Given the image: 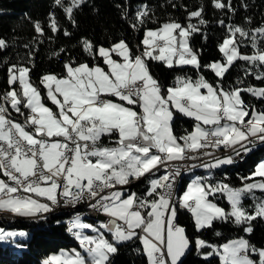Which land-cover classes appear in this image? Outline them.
<instances>
[{
    "label": "snow or ice",
    "instance_id": "obj_1",
    "mask_svg": "<svg viewBox=\"0 0 264 264\" xmlns=\"http://www.w3.org/2000/svg\"><path fill=\"white\" fill-rule=\"evenodd\" d=\"M212 2L218 9L230 7L221 0ZM82 3L83 0H54V6L61 8L70 20ZM202 12V6L190 11L189 19L196 17L200 24L206 23ZM147 14L138 12L136 18L143 23ZM49 15L50 28L56 32L57 21L52 13ZM34 29L44 34L40 22H34ZM199 31L192 23L185 26L170 20L145 31L139 55L124 40L106 48L84 39V51L101 59L106 67L69 61L64 64L63 75L45 74L40 84L55 110L44 102L39 86L31 82L28 67H9L10 88L0 103V174L7 178L0 179V210L30 217L51 212L61 198L73 205L87 199L93 211L109 217L96 225L82 222L77 215L69 231L76 229L73 234L80 250L73 249L71 254L62 251L43 264H112L118 245L135 240L142 245L138 251H142L147 264H183L190 242L185 229L176 223L177 205L192 213L198 229L221 220L247 225L243 231L252 233L249 222L264 218V201L256 205L254 212L241 204L244 193L264 190V161L243 178L262 179L245 183L240 189L227 184L214 187L197 177L181 196L175 195L174 181L180 173L171 162L193 158L187 157V152L209 147L235 150L237 145L248 152L247 144L264 143V110L247 106L241 98L243 91L264 98V88L225 89L220 82L214 85L199 76L177 77L175 85L165 92L151 73L149 61L162 62L169 68H199L198 53L189 45V37ZM226 32L218 45L223 62L209 65L216 77L223 78L239 60L264 69V25L254 29L228 25ZM64 34L70 35L67 31ZM242 41L250 42L252 54L241 51ZM6 46L0 39V48ZM256 79H264V71ZM8 106L25 116L23 123L11 118ZM175 112L196 121L193 131L180 137L174 134ZM104 137H115L114 146L103 144ZM232 162L231 157H226L203 167ZM161 167L164 174L149 181L143 197L116 187L129 185ZM216 192L226 193L230 211L211 202L209 197ZM32 194L50 203L41 202ZM85 229L95 235L85 234ZM18 234L24 235L0 228V240ZM196 247H210L212 251L205 256H218L220 264H264V247L257 248L243 236L218 246L198 239ZM253 254L258 260L252 258Z\"/></svg>",
    "mask_w": 264,
    "mask_h": 264
},
{
    "label": "trees",
    "instance_id": "obj_2",
    "mask_svg": "<svg viewBox=\"0 0 264 264\" xmlns=\"http://www.w3.org/2000/svg\"><path fill=\"white\" fill-rule=\"evenodd\" d=\"M67 3V0H65ZM230 5L218 9L212 0H83L74 10L72 20L64 11L54 6V0H0V39L6 42L5 48H0V94L9 90V67L24 66L30 69L29 77L34 85L39 86L44 102L50 104L45 96V89L40 79L45 74L63 75L64 64L69 61L79 63H99L103 61L94 58L83 49L82 41L87 39L96 47H111L119 40H124L132 52L138 55L142 51L141 41L144 32L156 29L161 24L175 20L182 25L192 23L200 31L189 37L190 47L198 53L200 67L174 66L167 67L159 61H149L150 71L158 80L162 89L175 85L177 77H191L196 79L203 76L212 84L220 82L225 89L239 87L264 88V79L258 80L264 69L253 68L249 62L239 60L234 62L223 78L215 76L209 65L213 62H223V54L218 45L227 34L228 25H238L245 29H254L264 25V0H221ZM203 7L202 18L206 23L200 24V18L189 19V12ZM146 11L143 23L137 20V13ZM50 13L57 21L58 30L50 28ZM75 21L73 23L72 21ZM40 22L44 34L37 33L34 22ZM223 21V25L220 23ZM250 21V23H249ZM135 25V27H133ZM65 31L70 35H65ZM239 38V37H238ZM139 49V50H138ZM140 51V53H141ZM241 51L252 54L250 42L242 41ZM115 56V55H114ZM106 67V66H104ZM251 69V71H250ZM17 82L16 88L19 89ZM245 104L256 110H264V98L253 96L247 91L241 93ZM26 113V109H22ZM11 118L21 123L25 116L9 107ZM193 118L186 117L179 112L174 113L173 129L177 137L184 136L193 129ZM102 143L114 146L115 137H104ZM240 161L232 162L218 169H212L208 174L203 168L195 169L198 177L205 184L218 187L227 184L233 189H240L245 183H254L262 178L253 177L243 179L255 171L259 160L264 159V143H255ZM163 171L156 174H146L139 180H132L128 186L129 192L138 196H145L149 188V181L163 175ZM1 176V174H0ZM190 181L186 175L182 176L178 187V195L183 192ZM120 186V185H117ZM123 187V186H121ZM226 211H230V204L225 200L224 193L216 192L209 197ZM264 201V190L253 189L242 195L241 204L249 212H254L256 205ZM178 207L176 223L185 229L190 247L182 258L183 264H220L218 256H205L212 251L210 247L197 249L196 241L204 240L209 245L218 246L230 239L243 236L257 248L264 247V218H257L249 222L253 227L252 233H245L243 227L232 221L216 220L211 227L196 229L193 216L188 209ZM68 213L48 212L43 217H18L11 222H0L5 229L22 231L26 239H15L0 243V264H41L52 253L60 249L78 248L74 235L69 233ZM90 222L96 220L86 219ZM110 238V234L105 233ZM15 248H19V252ZM142 245L138 240L123 242L118 245V253L111 257L112 264H147L143 255ZM253 259L258 256L253 254Z\"/></svg>",
    "mask_w": 264,
    "mask_h": 264
},
{
    "label": "built area",
    "instance_id": "obj_3",
    "mask_svg": "<svg viewBox=\"0 0 264 264\" xmlns=\"http://www.w3.org/2000/svg\"><path fill=\"white\" fill-rule=\"evenodd\" d=\"M2 96L3 94H0V103H3ZM26 113H27V110H26ZM255 142H258V141H255ZM206 149L207 148H203V149L197 150L196 152H187L186 156L193 157L191 159L185 158L184 160L171 162L172 164L176 166V168L179 169V173H180L178 176H176L175 181H174V192H175L176 197H177L178 187L180 185L182 176L187 171L195 170L197 168H202L203 165L209 163L210 160L216 157H220L221 155H226L228 157H231L234 162L240 161L244 157V153L240 149L239 145L235 146V150H233V148L221 147L218 149V151L211 152V155H203V153L207 152ZM168 170L173 171V169H168ZM159 171L165 172V169L161 167ZM159 171H154L153 174H156ZM1 177L4 178L5 180L7 179L6 177H3L2 174H1ZM9 183L11 182L9 181ZM21 194L26 195L25 193H21ZM88 205H89V201L87 199L73 205V204H66L64 202V199L61 198L57 205L52 206L53 210L51 212L68 213L70 215L69 218L67 219L68 223H70V220L75 218L77 215H79L80 218L92 219V220H96L100 222H105L109 219V217H107L105 214L101 212L93 211ZM43 216L44 214L40 215V217H43ZM17 218L18 216H16L15 214L11 212L0 210V222H11V221L16 220ZM74 232L75 230L69 231L71 235H74L73 234Z\"/></svg>",
    "mask_w": 264,
    "mask_h": 264
},
{
    "label": "rangeland",
    "instance_id": "obj_4",
    "mask_svg": "<svg viewBox=\"0 0 264 264\" xmlns=\"http://www.w3.org/2000/svg\"><path fill=\"white\" fill-rule=\"evenodd\" d=\"M145 33V32H144ZM143 37H144V35H143ZM143 40V39H142ZM144 47V46H143ZM106 48H108V47H106ZM221 62V61H220ZM190 66V65H189ZM212 70V69H211ZM213 71V70H212ZM43 77V76H42ZM45 92H46V90H45ZM45 96H46V93H45ZM48 101V100H47ZM50 104H47L49 107H51V108H53L54 110H55V106L54 105H52L51 104V102L50 101H48ZM196 123V121L194 120V122H193V125ZM251 148V147H250ZM249 148V149H250ZM249 152V151H248ZM226 157H228V156H222V157H220L219 159H224V158H226ZM218 159V158H217ZM262 161H264V159H261V160H259V163H261ZM215 162V159L213 160V161H211V162H209V163H207L208 165H210V164H212V163H214ZM258 163V164H259ZM257 164V165H258ZM225 165H227V164H221V165H219L218 167H214V168H212V167H209V168H205V167H202L203 168V170H204V173L205 174H208L212 169H218V168H220V167H222V166H225ZM257 165H256V167H257ZM256 167H255V169H256ZM185 175H186V177H188L189 179H190V181L187 183V185H186V187H185V189L183 190V192L187 189V187H188V185L190 184V183H192L193 182V180H195L197 177H198V172H196V170H191V171H187L186 173H185ZM118 187H121V186H118ZM118 187H117V189H118ZM124 192H126L125 190H124ZM183 192L181 193V195L183 194ZM26 194V193H25ZM26 195H28V194H26ZM33 195V198H36V199H39L41 202H44V203H50L49 201H47L46 200V198H44V197H35V195L34 194H32ZM181 195H179V196H181ZM224 197H225V200L226 201H228V199H227V195H226V193H224ZM212 202V201H211ZM229 202V201H228ZM214 203V202H213ZM216 204V203H215ZM229 204H230V202H229ZM220 207V206H219ZM230 210H231V206H230ZM191 213V212H190ZM45 215L46 213H37L36 215H34V216H30V218L31 217H36V216H40V215ZM191 215H192V213H191ZM17 216V215H16ZM193 216V215H192ZM74 219V218H73ZM81 219V221L82 222H84V223H90V224H96V225H99V223H101L100 221H96V222H90V221H88V220H86V219H84V218H80ZM193 219H194V217H193ZM194 223H195V219H194ZM195 227H196V225H195ZM0 228H3V227H1L0 226ZM71 228V227H70ZM5 231H8V232H12V231H14V232H16V233H20V232H22V231H16V230H12V229H5V228H3ZM196 229H197V227H196ZM72 230H75L76 231V229H72ZM85 234H87V235H95V233H93L90 229H85V230H82ZM18 237L20 236V238L19 239H22V240H24V239H26V235H23V236H21V235H17ZM11 238V240H9ZM10 238H8V240L7 241H9V244H12V243H15V237L13 236V237H10ZM17 239V238H16ZM75 240L77 241V239L75 238ZM77 243H78V248L77 247H72L71 249H60L59 251H57L56 253H52L49 257H51V256H55V255H60L61 254V252L63 251V252H67V253H69V254H71V250H73V249H77V250H80V245H79V242L77 241ZM189 247H190V244H189ZM16 249V251L17 252H19L20 250H19V248H15ZM44 261V260H43ZM43 261L41 262V264H43Z\"/></svg>",
    "mask_w": 264,
    "mask_h": 264
},
{
    "label": "crops",
    "instance_id": "obj_5",
    "mask_svg": "<svg viewBox=\"0 0 264 264\" xmlns=\"http://www.w3.org/2000/svg\"><path fill=\"white\" fill-rule=\"evenodd\" d=\"M139 50V49H138ZM142 50H143V45H142ZM141 50H139V52H140ZM139 55V54H138ZM113 58L114 59H119L118 57H116V56H114L113 55ZM205 127H207V126H205ZM192 131H193V129H192ZM255 143H258V142H254V143H252V144H247V147H251L252 145H254ZM251 150V149H250ZM219 159V158H218ZM216 160V159H215ZM211 161H213V160H211ZM210 161V162H211ZM184 175H185V173H184ZM0 179H4V178H2L1 176H0ZM122 188V190L124 191H126L125 193L127 194V193H130L129 192V189H128V186H123V187H118V189H121ZM185 189V188H184ZM183 189V190H184ZM132 193V192H131ZM181 195V194H180ZM2 211V210H1ZM6 211V210H5ZM8 212H10V211H8ZM18 216V215H17ZM18 217H24V216H18ZM12 232H14V231H12ZM25 235V234H24ZM15 238L14 239H16V238H20V236L18 237L17 235L16 236H14ZM8 238H10V237H8ZM8 238H6V239H4V240H0V243H2V242H6L7 240H8ZM74 238H75V236H74ZM111 238V237H110ZM236 238H238V237H236ZM235 239V238H234ZM9 240H11V238L9 239ZM226 243V242H225ZM49 258V257H48ZM47 258V259H48Z\"/></svg>",
    "mask_w": 264,
    "mask_h": 264
},
{
    "label": "bare ground",
    "instance_id": "obj_6",
    "mask_svg": "<svg viewBox=\"0 0 264 264\" xmlns=\"http://www.w3.org/2000/svg\"><path fill=\"white\" fill-rule=\"evenodd\" d=\"M138 54H140V52H139ZM206 151H207L208 153H211V152L218 151V149H213V148L210 147V148H207ZM243 153H244V157H245L246 152L243 151ZM222 156H226V155H221L220 157H222ZM220 157H216V158H214V159H217V158H220ZM244 157H243V158H244ZM214 159H212V160H214ZM210 161H211V160H210ZM232 161H233V160H232ZM233 162H234V161H233ZM116 187H118V186H116ZM177 195H178V193H177ZM72 221H73V219L70 220V223H68V221H67L68 227H71V225H72Z\"/></svg>",
    "mask_w": 264,
    "mask_h": 264
}]
</instances>
